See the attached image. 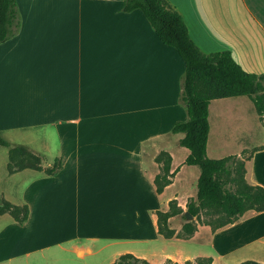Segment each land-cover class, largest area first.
<instances>
[{"label": "crops", "instance_id": "0c3cea01", "mask_svg": "<svg viewBox=\"0 0 264 264\" xmlns=\"http://www.w3.org/2000/svg\"><path fill=\"white\" fill-rule=\"evenodd\" d=\"M166 1L202 52L229 51L244 71L264 75V0ZM16 2L20 31L0 45V135L34 151L43 168L56 161L61 168L9 174V149L0 147V200L29 208L22 224L0 215V264L85 263L103 250L105 264L124 254L179 264L152 246L187 241L164 238L157 215L171 202L184 209L197 177V167L185 164L183 135L172 133L188 118L184 61L141 10H123L124 0ZM229 99L210 103L209 121L212 107ZM211 133L210 122L209 140ZM256 149L246 180L264 188V145ZM162 154L173 176L158 193ZM225 232L219 258L264 264V211L213 236Z\"/></svg>", "mask_w": 264, "mask_h": 264}, {"label": "trees", "instance_id": "16d2710c", "mask_svg": "<svg viewBox=\"0 0 264 264\" xmlns=\"http://www.w3.org/2000/svg\"><path fill=\"white\" fill-rule=\"evenodd\" d=\"M123 10L130 13L141 10L156 32L159 39L173 47L185 64L182 78V101L187 107L188 118L174 125L172 133L182 134L179 146L186 148L189 155L187 166H196L200 170L197 182V194L187 205V211L171 202L167 212L158 211L159 233L166 239L191 238L197 231L193 221H189L186 212L200 219L202 212L219 215L214 221L204 223L217 230L235 223L247 212L264 211V188L251 185L246 180L245 160L236 155L221 159L208 157L210 134L209 107L213 100L248 97L254 104L260 119L264 118V75L244 71L229 51L206 54L191 39L183 16L166 0H124ZM21 19L16 0H0V45L14 38L20 31ZM0 147L9 149L8 172L14 174L25 169L44 171L48 175L56 174L61 162L52 167L43 168L42 158L26 146L13 145L0 135ZM257 150V149H255ZM244 151L243 155H246ZM165 155V154H164ZM160 155L163 162L162 173L156 178L158 193L170 184L171 157ZM250 156L247 160H250ZM174 205L177 208H173ZM9 214L18 223H24L29 217L28 206H18L0 200V215ZM182 215L185 220L183 234L176 235L172 227L175 217ZM169 263H173L168 260ZM212 259L198 260L186 264H212ZM113 264H152L133 254L118 257ZM177 264V263H174ZM242 264H258L253 261Z\"/></svg>", "mask_w": 264, "mask_h": 264}, {"label": "rangeland", "instance_id": "374dc122", "mask_svg": "<svg viewBox=\"0 0 264 264\" xmlns=\"http://www.w3.org/2000/svg\"><path fill=\"white\" fill-rule=\"evenodd\" d=\"M227 101L230 104L225 105L224 108L222 106L212 107V115L210 117L212 133L208 142V157L211 159H221L230 155H237L238 160H245L246 165L250 153L264 145V118H259L253 102L248 97L234 98ZM244 148H247L246 155L241 153ZM195 169H197L195 185L189 184L188 201L186 207L183 209L184 211H187L188 203L197 194V180L200 173L198 167ZM1 185L4 186V182ZM173 208L175 209L177 206L174 205ZM217 217L219 215L202 212L200 219L194 217L193 220H189L195 223L197 227L196 232L198 233L195 232L191 238H185L187 241L168 242V244L162 241L156 243L155 246L153 245L152 248L154 247L155 251L166 248L169 255L178 259L179 264H186V259L192 260L190 261L192 263L198 260H203L206 263L207 260L212 259L214 264H227L229 261L227 257L219 258V253L221 254L227 248V233L213 236L215 232L222 228L215 230L212 226L204 224L214 221ZM184 222L185 220L182 219V215L175 217L171 225L176 231V235L183 234ZM194 236L196 238H193ZM142 247L148 248V245L142 244ZM107 252L108 250H103L98 256L87 258L85 263H82V259H78L77 264H105L102 261L105 259ZM172 262L169 263L167 260L160 264L176 263L175 261Z\"/></svg>", "mask_w": 264, "mask_h": 264}, {"label": "water", "instance_id": "95a60500", "mask_svg": "<svg viewBox=\"0 0 264 264\" xmlns=\"http://www.w3.org/2000/svg\"><path fill=\"white\" fill-rule=\"evenodd\" d=\"M186 217L189 219V220H193L194 219V216L191 215L190 213L186 212Z\"/></svg>", "mask_w": 264, "mask_h": 264}]
</instances>
